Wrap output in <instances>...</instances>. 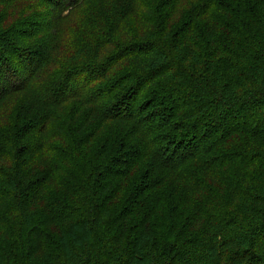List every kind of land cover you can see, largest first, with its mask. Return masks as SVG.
<instances>
[{"label":"trees","instance_id":"16d2710c","mask_svg":"<svg viewBox=\"0 0 264 264\" xmlns=\"http://www.w3.org/2000/svg\"><path fill=\"white\" fill-rule=\"evenodd\" d=\"M0 264H264V0H0Z\"/></svg>","mask_w":264,"mask_h":264}]
</instances>
